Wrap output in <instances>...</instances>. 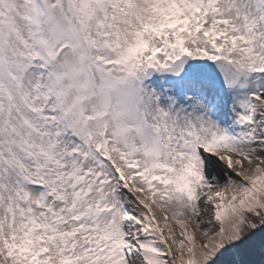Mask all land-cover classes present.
Returning <instances> with one entry per match:
<instances>
[{
	"label": "snow or ice",
	"instance_id": "1",
	"mask_svg": "<svg viewBox=\"0 0 264 264\" xmlns=\"http://www.w3.org/2000/svg\"><path fill=\"white\" fill-rule=\"evenodd\" d=\"M0 264H264V0H0Z\"/></svg>",
	"mask_w": 264,
	"mask_h": 264
}]
</instances>
